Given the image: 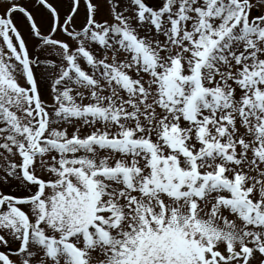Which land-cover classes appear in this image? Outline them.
Returning <instances> with one entry per match:
<instances>
[{"label": "snow or ice", "instance_id": "1", "mask_svg": "<svg viewBox=\"0 0 264 264\" xmlns=\"http://www.w3.org/2000/svg\"><path fill=\"white\" fill-rule=\"evenodd\" d=\"M0 264H264V0H0Z\"/></svg>", "mask_w": 264, "mask_h": 264}, {"label": "rangeland", "instance_id": "2", "mask_svg": "<svg viewBox=\"0 0 264 264\" xmlns=\"http://www.w3.org/2000/svg\"><path fill=\"white\" fill-rule=\"evenodd\" d=\"M16 15H19L18 13Z\"/></svg>", "mask_w": 264, "mask_h": 264}]
</instances>
